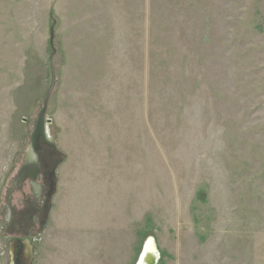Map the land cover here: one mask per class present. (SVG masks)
Returning <instances> with one entry per match:
<instances>
[{"label":"rangeland","instance_id":"rangeland-1","mask_svg":"<svg viewBox=\"0 0 264 264\" xmlns=\"http://www.w3.org/2000/svg\"><path fill=\"white\" fill-rule=\"evenodd\" d=\"M44 102L31 264H264V0H0V264Z\"/></svg>","mask_w":264,"mask_h":264},{"label":"flooded vegetation","instance_id":"flooded-vegetation-1","mask_svg":"<svg viewBox=\"0 0 264 264\" xmlns=\"http://www.w3.org/2000/svg\"><path fill=\"white\" fill-rule=\"evenodd\" d=\"M42 140V137H39L37 140L38 148L36 150V162L38 170L36 172L35 178L33 180H29L28 178L25 179L13 191H22L24 182L27 183L28 192L26 195L24 194L25 196L21 197L24 201L17 200L16 203L18 205V208L10 206V196L9 204H4V207L6 209V214L2 216L4 232L6 234L13 235L7 244L8 264H22L23 262H25L26 256L28 255V251L26 250V248H22L18 255H16L15 248L17 246V243L14 242L16 240H27L31 253L33 254L32 234L36 227L35 225H37L38 227H42L48 218L50 201L55 191V175H53V170H55L56 172V169L60 163L59 161L54 163L53 165L47 163V159L45 158L44 153L47 151L51 154V150L56 152V148L55 146L49 145V143H47V140L45 142ZM52 182L54 183L53 193H50V184ZM40 184L45 186L44 199L42 197L43 192L41 190L42 186ZM13 192L11 193V195L13 194ZM29 197L32 199V204L29 201ZM11 244H14V250L12 251V253H10Z\"/></svg>","mask_w":264,"mask_h":264},{"label":"water","instance_id":"water-1","mask_svg":"<svg viewBox=\"0 0 264 264\" xmlns=\"http://www.w3.org/2000/svg\"><path fill=\"white\" fill-rule=\"evenodd\" d=\"M46 100H47V98L45 99V101ZM44 112H45V102H44L41 110L39 111V113H38V115L34 121L33 128L29 134L28 157H27L26 161L19 167L18 171L16 172L15 177L12 180L10 187L6 191L5 204H7V205L9 204L11 193L17 188V186L20 185L25 179L28 178L29 180H33L36 176V172L38 170V166H37V162H36V156H37L36 150L38 148V145H37L38 138L42 137L43 138L42 141L45 142L47 140L48 141L47 143H49V145L54 146L51 142V139H49L47 136L46 125L48 124L49 121L48 120L45 121ZM53 175H55V170H53ZM53 184H54L53 182L50 184V191H51L50 193H53V186H54ZM14 242L17 243V246L15 248L16 249V255H18V253L21 251L22 248H26V250L28 251V255L26 256V260L22 264H30L32 261V258H33V254L31 253L30 247L28 245V241L27 240H24V241L16 240ZM13 250H14V244H11L10 245V252L12 253ZM155 253H156L155 258L150 259V260L148 259L146 264H156V261L159 257V254L156 251V249H155Z\"/></svg>","mask_w":264,"mask_h":264},{"label":"bare ground","instance_id":"bare-ground-1","mask_svg":"<svg viewBox=\"0 0 264 264\" xmlns=\"http://www.w3.org/2000/svg\"><path fill=\"white\" fill-rule=\"evenodd\" d=\"M155 254L153 242L151 240H147L136 264H146L148 259L150 260L155 258Z\"/></svg>","mask_w":264,"mask_h":264}]
</instances>
